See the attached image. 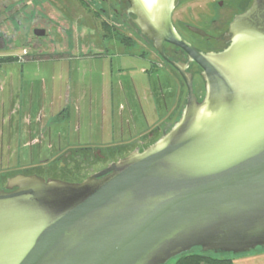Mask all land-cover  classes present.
<instances>
[{
    "label": "water",
    "instance_id": "1",
    "mask_svg": "<svg viewBox=\"0 0 264 264\" xmlns=\"http://www.w3.org/2000/svg\"><path fill=\"white\" fill-rule=\"evenodd\" d=\"M137 1L156 50L164 56L168 42L201 67L204 98L186 66L170 62L187 104L153 145L81 182L12 178L0 190V264H166L194 248L264 249V0L208 53L175 29L176 0Z\"/></svg>",
    "mask_w": 264,
    "mask_h": 264
},
{
    "label": "flooded vegetation",
    "instance_id": "2",
    "mask_svg": "<svg viewBox=\"0 0 264 264\" xmlns=\"http://www.w3.org/2000/svg\"><path fill=\"white\" fill-rule=\"evenodd\" d=\"M79 1L83 5L91 4L93 6L95 17L98 19L94 24L96 29L103 33L101 41L95 44L97 51L94 54L87 51V46L91 42L80 40V37H83L81 35L77 38L74 37L80 24L74 25L71 29L57 20L50 19L47 15H45L47 16L46 21L42 22L40 20L43 18V12H38L34 23H31L32 21L29 23L30 17L35 13L33 7L36 2L51 3L46 0H31L30 3L26 0H12L13 3L8 9L7 16L0 19V46L7 40L16 39L18 33L20 35L29 33L41 38L46 35L48 27L55 26L63 35L62 46L56 45V48L61 50L58 55L62 58H66L65 55L72 57L75 53L80 57H86L92 53L99 60L105 54L102 49L105 45H107L106 51L110 49L109 45L115 46V44L124 47H128L129 44L132 46L145 45L144 47H147L148 51L170 70L180 87L179 90L177 89L179 94L175 95L173 106L169 109L161 86L160 91L152 90V94L148 90V93L153 96L151 105L155 124L150 126L147 123V128H145L140 120L147 118L145 106L134 81L132 88L136 98L132 97V99L128 95L126 84L122 81L118 83L121 93L119 96L114 94L112 88L115 87L111 86L110 97L108 100H104V103L107 101L108 107L101 111L104 119L107 117L108 122L102 121L99 124L94 121L93 90L80 78L76 82L70 78L66 93L55 94L53 91L49 99L47 94L51 91L46 84H42L40 100H35V85L31 86V90L25 91L23 85L11 81L9 95L2 96V98L0 96V190H6L9 181L20 174L81 182L133 152H143L180 119L187 104L188 91L187 94H184V88L187 89V87L178 70L170 62L184 64L185 70L193 74L194 80L197 75L202 77L201 67L190 61L187 53L181 48L163 42L164 56L156 50L153 41L142 32L139 26L141 10L137 5V0ZM179 1L176 0V2ZM217 4L220 10L215 12V16L210 22L207 21L212 24L214 34L207 32V36H201L190 29L192 25L185 24L186 29L208 41L209 47L206 50L196 47L206 53L221 51L229 45L232 36L228 32L230 23L237 14L249 9L253 0H220ZM45 16L44 18H46ZM172 20L177 32L186 39L175 24L174 12ZM3 27L5 30H2ZM9 27L13 30L10 37L6 32ZM41 31H44V34L38 35ZM39 55L45 56L42 51ZM0 57L3 56L0 55ZM152 65V72L155 73L157 66H161V63L152 60ZM103 66L106 68L104 64ZM170 89L172 88L170 87ZM3 90L5 91V87L0 85V91L4 92ZM24 91L29 95L27 102L23 100L26 94ZM104 96L106 95L104 94ZM203 98L197 97L199 101ZM160 100H163L166 107L167 112L164 115H161L158 110L161 104ZM73 123L76 125L74 130L72 129ZM95 124L100 126L97 139H94L93 136ZM54 126L59 127L55 133L56 146L52 142ZM83 129L86 131L87 138L81 144L79 141L83 138ZM75 137L79 138L78 142H73ZM46 140H48L47 147L51 152L39 161L29 162L19 156V151L32 149L34 146L41 147Z\"/></svg>",
    "mask_w": 264,
    "mask_h": 264
},
{
    "label": "rangeland",
    "instance_id": "3",
    "mask_svg": "<svg viewBox=\"0 0 264 264\" xmlns=\"http://www.w3.org/2000/svg\"><path fill=\"white\" fill-rule=\"evenodd\" d=\"M28 3L31 0H26ZM51 3L39 2L34 5L32 17L29 19V23H34L36 15L43 12V18L40 21H46L47 16L52 20H57L59 23L72 29L74 25L79 26L77 33L75 31L74 37L79 35L80 40H88L87 51H91L93 54L97 48L95 44L101 41L103 35L102 32L96 29L95 22L98 19L95 17L94 8L91 4L83 5L79 0H46ZM220 0H180L174 10V21L176 26L181 30L183 35L191 42L195 47L206 50L209 47L208 41L203 37L194 34L186 29L185 24H189L205 30L206 32L214 34L212 30V24L208 23L214 18L215 12L220 9L217 2ZM12 0H0V19H4L8 14V9L12 6ZM6 4V6H5ZM40 10V11H39ZM47 15V16H45ZM44 16L46 18H44ZM37 19H39L37 17ZM77 22V23H76ZM207 22V23H206ZM34 26V25H33ZM43 26V25H38ZM44 27V26H43ZM227 27V26H225ZM2 30H5L4 27ZM8 36L13 33L11 27L6 29ZM130 34V33H129ZM133 35V34H132ZM134 36V35H133ZM63 35L59 32L58 27H48L46 35L41 38H37L32 34L20 35L17 34L16 39L7 40L5 44L0 46V55L3 58L8 56V59L0 60V85L5 87V91H0V96H8L10 90L11 81L14 83H20L23 85V90H31L32 85H35V100H40V90L42 84H46L49 88L47 98L51 96L53 91L55 94H64L67 91L69 79L76 82L80 78L89 88L93 90L94 94V121L98 124L102 121L108 122L107 117L104 119V115L101 114L102 109L108 107L107 101L110 97V93L114 90V94L119 96L120 88L119 84L122 81L126 84V88L129 92V97L136 98L133 94L132 82L136 84L139 89V96L145 106V114L147 118H141L140 120L147 128V123L150 126L155 124V118L152 111L153 96L151 91H160L162 87L163 93L166 96V102L169 109L172 108L175 95L179 94L177 89L180 87L177 85L176 80L172 76L167 66L157 59L154 54L150 53L145 45L137 44L135 46L127 45L115 46L109 45L110 49L106 51L107 45L103 47V58L99 60L91 54L86 57H80L73 54V56H66L62 58L58 55L60 49L56 48V45L62 46ZM135 37V36H134ZM14 38V37H13ZM96 42V43H95ZM41 51L45 56H41ZM27 53V54H26ZM144 55V56H142ZM12 57V58H10ZM161 63V66H157L155 73L152 72L153 65L152 60ZM103 64L106 68H103ZM103 69H102V68ZM87 72V73H86ZM152 72V73H151ZM152 76V77H151ZM151 79V80H150ZM115 87L114 89L111 87ZM170 87L172 89H170ZM112 88V90H111ZM150 90V93H148ZM174 92H171V91ZM194 90L196 96L201 99L204 97V81L200 75H197L194 80ZM24 91V94L26 93ZM27 94V95H26ZM24 96V101L28 100V92ZM104 94L106 96H104ZM184 94H187V89L184 88ZM160 108L158 109L161 115H164L166 107L163 104V100H160ZM104 103V104H103ZM153 104V103H152ZM36 108V107H34ZM72 129L74 130V125ZM94 125L93 136L97 139L99 136L100 126ZM61 126V125H58ZM58 126H54V135L52 142L57 145L56 131ZM86 131L83 129L82 140L75 137L73 142L83 144L86 137ZM46 140L44 144L40 146H34L32 149H23L19 151V156L29 162H37L44 156H47L51 150L47 147ZM17 156V155H15ZM264 249H257L249 253L241 255H233L220 253V255L233 257L235 264H264ZM253 253V257H251ZM175 260L171 259L166 264H174Z\"/></svg>",
    "mask_w": 264,
    "mask_h": 264
},
{
    "label": "trees",
    "instance_id": "4",
    "mask_svg": "<svg viewBox=\"0 0 264 264\" xmlns=\"http://www.w3.org/2000/svg\"><path fill=\"white\" fill-rule=\"evenodd\" d=\"M1 59L7 60L8 56L0 57ZM174 260V264H235L233 257L223 256L220 253L203 252L200 248H194L192 251L174 258Z\"/></svg>",
    "mask_w": 264,
    "mask_h": 264
},
{
    "label": "crops",
    "instance_id": "5",
    "mask_svg": "<svg viewBox=\"0 0 264 264\" xmlns=\"http://www.w3.org/2000/svg\"><path fill=\"white\" fill-rule=\"evenodd\" d=\"M263 253V252H262ZM252 255H251V257H253V256H255V255H253V253H251ZM264 254V253H263Z\"/></svg>",
    "mask_w": 264,
    "mask_h": 264
}]
</instances>
